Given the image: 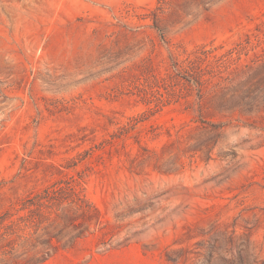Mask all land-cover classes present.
<instances>
[{"label":"rangeland","instance_id":"rangeland-1","mask_svg":"<svg viewBox=\"0 0 264 264\" xmlns=\"http://www.w3.org/2000/svg\"><path fill=\"white\" fill-rule=\"evenodd\" d=\"M157 4L0 0V213L68 175L100 212L44 264H264V82L252 112L229 98L155 109L133 89L171 56L264 37V0L164 16L167 42L142 19Z\"/></svg>","mask_w":264,"mask_h":264},{"label":"trees","instance_id":"trees-1","mask_svg":"<svg viewBox=\"0 0 264 264\" xmlns=\"http://www.w3.org/2000/svg\"><path fill=\"white\" fill-rule=\"evenodd\" d=\"M212 4L213 0H158L157 7L142 19H151L152 28L167 42L164 16L181 23L208 11ZM244 56L250 60L243 62ZM263 70L264 37L253 34L229 49L204 45L182 57L171 56L165 73L146 69L133 89L155 109L184 100L202 111L208 100L229 98V102L238 99L248 107L241 111L252 112L264 82ZM203 124L216 131L225 128L223 124ZM99 225L100 212L87 199L83 178L68 175L0 213V264H44L74 248Z\"/></svg>","mask_w":264,"mask_h":264}]
</instances>
